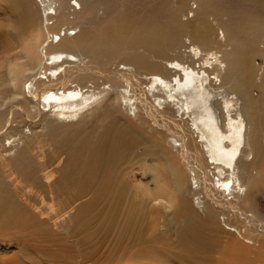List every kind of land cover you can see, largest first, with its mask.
<instances>
[{"label":"bare ground","instance_id":"1","mask_svg":"<svg viewBox=\"0 0 264 264\" xmlns=\"http://www.w3.org/2000/svg\"><path fill=\"white\" fill-rule=\"evenodd\" d=\"M70 1L0 0V264H160L139 210L171 214L189 264L219 263L197 221L264 235L247 192L264 184V0ZM120 159L137 168L108 184Z\"/></svg>","mask_w":264,"mask_h":264},{"label":"rangeland","instance_id":"2","mask_svg":"<svg viewBox=\"0 0 264 264\" xmlns=\"http://www.w3.org/2000/svg\"><path fill=\"white\" fill-rule=\"evenodd\" d=\"M76 0H73L72 3L70 1V4L74 6L75 10H71V13L75 14V13H79V12H83V10L85 9V3L86 1H91V2H95L96 0H78L77 2H75ZM60 4H57V7L59 8ZM190 7H192L194 10L197 9L198 4H195L194 2L190 3ZM42 10V8L40 7V9H38V14L39 12ZM234 12V11H233ZM237 12L246 17V18H251V16H245L244 11H239L237 10ZM42 12H40L39 15H41ZM80 14V13H79ZM100 15H103V12H100ZM190 18L193 17V14L189 15ZM74 16H72L71 18H73ZM257 20L261 19L263 20L264 17L263 16H254ZM259 20V21H261ZM264 24V21H261ZM210 23L212 24V26L215 27L216 30V34H220L221 32L219 31L218 27H217V23L216 21H214V19L211 17L210 18ZM67 26H65L66 28ZM68 28V27H67ZM70 28H73L72 26H70ZM82 28H84V26L81 27H77V29L73 32L75 33H79ZM71 34V32H70ZM242 36V35H241ZM240 36V37H241ZM222 36H220L221 38ZM245 39V38H244ZM263 47V46H261ZM128 52V51H127ZM133 51L130 52V54ZM139 53H143V50L138 51ZM134 53V52H133ZM129 54V53H128ZM123 59H127V55L126 54H122L120 55V57H118V59L116 61H112L109 62L108 65H112L114 64V66L118 65L120 63L121 60ZM100 62H106L103 59H100ZM112 63V64H111ZM255 64L259 67L264 68V58L262 57H258L255 59ZM254 96L256 98L260 96V91L258 89L254 90ZM45 105V104H44ZM49 105H53V102H49ZM22 120H18L14 126H17L19 128H22L25 126V123H21ZM132 128V127H131ZM133 133H137V129L136 128H132ZM137 131V132H136ZM25 132H27L26 134L31 135L30 131H28L27 129H25ZM139 133V132H138ZM169 134V133H167ZM141 135V134H140ZM149 137V139L147 138ZM141 142H148L151 139H155L156 137L153 135H141ZM160 138V137H159ZM157 138V140L159 139ZM162 140L163 143H167L165 142V139H160ZM168 144V143H167ZM166 144V146H167ZM140 147L139 149H143L144 148V144L138 146ZM148 164H154L155 161H153L152 159H148L147 160ZM160 162V161H159ZM99 166V165H97ZM96 166V167H97ZM94 168V167H92ZM137 168V164L131 161H128L126 159H120V160H116L113 164V168H109L106 172H107V183L111 184L112 182L116 181V180H122V181H129L130 175H128L130 173V171L132 169L136 170ZM259 170H253L252 175L255 178H258L259 176ZM139 177L141 179H143V181L145 183H148L149 186L154 187L153 181H152V177L148 174V173H139ZM250 195H253L258 201V209L262 215V219L264 218V184L261 185L259 188H255V189H247ZM93 210V209H92ZM132 216L135 218L136 221V229L141 228L142 230L145 231V238L142 236L143 238V247H150L153 250H155L156 252L160 253L162 255L161 258H163V260L161 261L162 263L160 264H189L187 261V255L184 253H181V251L178 249L177 244L175 242V239L170 238L169 239H165L163 237V235L169 231H172L175 229L174 226V222L173 219L171 217V214H166V215H153L152 212L148 211L145 212V210H139L136 212H131ZM128 215V213H126V216ZM90 216L94 217V212L91 210H86L84 211V219L88 218ZM247 216V215H246ZM264 220V219H263ZM221 222H223V218H221ZM195 223V222H194ZM222 228H224V224H222ZM254 225V224H253ZM225 228H227L225 226ZM224 228V229H225ZM155 230V231H152ZM219 234V236H218ZM215 233L213 231H209L208 229H205L204 227H202L201 222L197 221V223L195 224V235L197 236V238L200 241H210L213 240L215 243L218 244V246L220 247L219 249V253L216 255H214L212 261H215V259H219V263L220 264H264V235H261V237L256 238V241L254 240H250L247 236V233L240 231L239 234L238 233H234V235H228L225 234L221 229H219V233ZM263 236V237H262ZM251 241V243H246ZM244 248V249H243ZM5 251H9V252H14L15 251V247L14 246H10L8 247L7 244H2L0 246V253H3ZM192 258H194L195 260H200L202 257L200 255H196V254H192L191 255ZM232 261V262H231ZM216 263V261H215ZM217 262V264H219ZM150 264H159V263H155L152 262ZM214 264V263H213Z\"/></svg>","mask_w":264,"mask_h":264}]
</instances>
